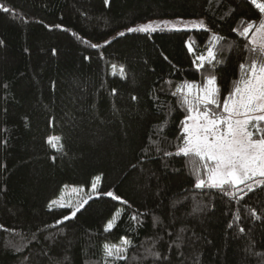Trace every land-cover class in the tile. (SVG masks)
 I'll return each instance as SVG.
<instances>
[{"label":"trees","instance_id":"obj_1","mask_svg":"<svg viewBox=\"0 0 264 264\" xmlns=\"http://www.w3.org/2000/svg\"><path fill=\"white\" fill-rule=\"evenodd\" d=\"M0 6V264H105L104 227L117 203L114 232L131 244L126 259H107L111 264H264V188L248 192L241 184L235 197L197 189L193 164L175 155L186 113L172 93L211 72L220 99L228 95L240 64L254 58L245 47L251 33L238 34L261 19L250 0ZM173 16L202 17L207 27L108 39ZM214 36L223 38L214 48L221 63L197 70ZM114 61L125 75L112 72ZM99 174L98 194L74 218L63 219L65 207H49L66 182L90 186ZM109 191L121 200L102 195Z\"/></svg>","mask_w":264,"mask_h":264},{"label":"snow or ice","instance_id":"obj_2","mask_svg":"<svg viewBox=\"0 0 264 264\" xmlns=\"http://www.w3.org/2000/svg\"><path fill=\"white\" fill-rule=\"evenodd\" d=\"M107 2L108 0H105V3ZM250 3L259 10L261 19L258 23L248 22L238 34L248 37L251 33L252 38L247 41L245 47L254 58L240 64L239 78L232 82L228 95L223 100L220 99L217 77L211 72L204 77L202 84L185 81L172 93L178 98L180 107L186 113L184 120L181 121V132L178 137L181 143L177 145L178 150L175 155H183L193 164L192 172L196 178L195 187L197 189H216L229 197L236 196L235 190L243 191L239 188L241 184L245 185L248 192H253L255 188H264V179H256L257 177L264 178V0H250ZM3 11L8 12L9 9L3 7ZM161 25L165 29L180 30L175 22L153 21L135 28H128L127 31L153 32L160 29ZM188 27V24L184 25V28ZM191 27L202 28L204 27L203 21L191 22ZM222 39L219 36L213 37V45L208 48L207 57H197L199 61L196 64L197 70L203 68L206 62L211 65L212 69L221 63L217 60L214 48ZM92 47H98V45L93 44ZM189 51H192L190 45ZM213 61L216 63H212ZM123 73L124 69L121 67V74ZM132 99L135 100L136 97L133 96ZM163 126H167V121L163 122ZM159 131L160 126H157V132ZM53 139L58 141L60 138L50 137L49 143H52ZM52 146L56 147L55 144ZM164 154L173 155L170 152ZM202 169L206 179L201 177ZM95 179L99 180L100 177ZM248 181H253V183H248ZM92 192H96L95 184L92 185ZM102 195L121 200V197L115 196L111 191L102 193ZM91 198V196L88 197V199ZM56 203L57 201L51 202V204ZM87 203V199L83 200L72 211L71 216H65L63 219L74 218L80 208ZM60 206L71 207L70 204L63 203ZM251 214L256 217L255 210H252ZM119 215V211L114 213L112 219L104 227L105 232L111 231ZM132 219L136 220L137 217L133 216ZM130 244L131 241L125 238H121L120 246L105 244V257L116 260L126 259L123 253L127 251ZM148 252L152 256L159 257V253L152 252L150 249ZM105 264H111V261L106 259Z\"/></svg>","mask_w":264,"mask_h":264},{"label":"rangeland","instance_id":"obj_3","mask_svg":"<svg viewBox=\"0 0 264 264\" xmlns=\"http://www.w3.org/2000/svg\"><path fill=\"white\" fill-rule=\"evenodd\" d=\"M75 12H76V8H73L70 10V14H71V19L73 20V17L75 16ZM160 22V21H172V22H175L177 24V26L179 27V29H197V28H193L191 27V22H200V21H203V24H204V27L202 28H206L207 27V23H206V20L202 17H198V18H192V17H183V16H173V17H160V18H154V19H150V20H147V21H143V22H140V23H137V24H134L132 26H130L129 28H135L137 27L138 25H141V24H146V23H149V22ZM185 24H188L189 27L188 28H184V25ZM127 29L128 28H125V29H121L119 31H117L116 33H114L113 35H111L108 39L114 37V36H117L119 35L120 33H124V32H127ZM160 29H163V30H166L165 28H163V25H161V28ZM201 29V28H199ZM159 30V29H157ZM115 66V67H114ZM121 66L120 64H118L117 62H112V65H111V70L113 73H116V74H121ZM124 69V73L123 75L126 74V69L125 67H123ZM96 177H100L99 180L95 179ZM92 183L90 184V186H86L82 183H79V182H72V181H68L64 184V187L62 188L61 192L55 196L52 201H57L56 204H51L52 206H60L61 203L65 204V205H71V207H68V206H65V208L68 209V216H71V213L72 211L78 206V204L80 202H82L83 200H88V197L89 196H94L96 194H98L97 192V188L98 186L100 185L101 181H102V175L99 174L97 175ZM95 184L96 185V192H92V185ZM51 201V202H52ZM121 210V206L120 204H114L110 213H109V216L105 222V225L106 223L112 219L114 213H116L117 211L120 212ZM118 216L116 217V220H117ZM121 238H125V237H122L120 235H117L115 232H114V227L111 229V231H108V232H105L104 231V236H103V242H104V245L105 244H109V245H112V244H115L117 246H120L121 245ZM127 239V238H125ZM124 254V253H123ZM107 259H113V258H107Z\"/></svg>","mask_w":264,"mask_h":264}]
</instances>
